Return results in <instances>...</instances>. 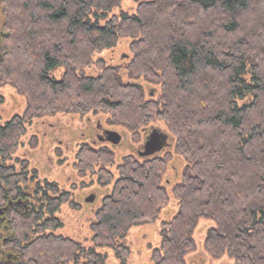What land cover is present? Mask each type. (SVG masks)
<instances>
[{
    "label": "trees",
    "instance_id": "16d2710c",
    "mask_svg": "<svg viewBox=\"0 0 264 264\" xmlns=\"http://www.w3.org/2000/svg\"><path fill=\"white\" fill-rule=\"evenodd\" d=\"M122 1L5 0L0 88H16L26 106L0 126V264H106L102 250L154 222L171 194L179 209L162 222L155 264H188L202 219L214 221L203 244L210 256L264 264V0H144L134 14L111 15ZM121 42L129 55L106 64L101 53ZM89 113L137 142L163 122L187 164L168 184L169 152L117 163L113 148L83 144L76 167L108 189L87 247L58 233L71 194L17 151L26 123Z\"/></svg>",
    "mask_w": 264,
    "mask_h": 264
},
{
    "label": "rangeland",
    "instance_id": "374dc122",
    "mask_svg": "<svg viewBox=\"0 0 264 264\" xmlns=\"http://www.w3.org/2000/svg\"><path fill=\"white\" fill-rule=\"evenodd\" d=\"M142 1L144 0H123L121 6L115 8L110 14L120 15L122 12L134 14L138 3ZM125 54L128 56L129 51L121 42L113 51H105L101 53V56L105 59L106 64L118 65L121 61L120 58ZM62 71L63 69H60V73ZM60 73L57 72L58 75ZM122 76L125 81L128 80L125 72H122ZM145 87L148 94L152 91L154 94L156 93L155 89L157 88L154 85L145 84ZM0 95L4 96V102L0 105V113L3 111L4 115H11L22 113L25 109V97L13 86L0 88ZM98 123H101L103 128L125 132L123 147L113 148L116 152L117 163L121 162L123 155L132 150L137 152L140 142L134 140L133 135L128 131L110 125L107 116L101 113L57 114L35 119L27 127L26 135L20 140V143L22 140L24 141V145H21L17 151L18 155L25 156L30 160L31 166L37 167L42 179L56 181L62 191H68L71 194L72 203H65L58 213L63 223V227L59 228L58 233L81 242L87 247L93 245L91 224L95 220V212L101 204V199L108 189L98 183L95 174L87 172V175H83V172L81 173L76 167V157L80 147L85 143L92 144L94 142L93 147L101 145L97 138V134L100 132L97 129ZM153 127L169 133L163 122H155ZM90 135L91 137H88ZM142 135L143 133L140 135V141H142ZM34 141L37 142L35 146L33 145ZM126 148L128 149L126 150ZM168 152L173 157L170 163L172 165L165 177L169 184L171 180H181L187 163L184 157L181 158L175 153L173 146L166 153ZM91 191L94 194H99V199L92 204L88 203L90 206L86 207L84 196ZM169 191L171 192L170 187ZM178 209L177 199L171 194L168 205L161 210L159 217L154 222L132 228L126 238L122 240L121 243L124 246L119 250L108 248L102 250L107 256L106 264H155L153 253L160 247L162 222L173 218ZM211 226H214L213 220L202 219L200 221L195 233L197 249L187 256L188 264L232 263V259L228 255L214 258L204 249L203 244L208 234V228Z\"/></svg>",
    "mask_w": 264,
    "mask_h": 264
},
{
    "label": "flooded vegetation",
    "instance_id": "af4514ba",
    "mask_svg": "<svg viewBox=\"0 0 264 264\" xmlns=\"http://www.w3.org/2000/svg\"><path fill=\"white\" fill-rule=\"evenodd\" d=\"M4 4H5V0H0V63L3 61V58L5 56V49H4V47H5V42H6L7 38H8V35H9L7 29L5 28ZM2 112L0 113V126H2L4 124H6L7 122H9L13 118L14 115L19 114V113H14V114H11V115H4V114H2ZM29 125L30 124L26 123V128ZM97 129L100 130V132L97 134V138L100 141V144L101 145H99L96 148H99V147H102V146H107V147H112V148L123 147L122 145H123V141H124V138H125V132L124 131L123 132H120V131L117 130L121 134L122 138H121L120 143L113 144L112 142H110L108 140L107 134L105 132L106 130H111V129L103 128L101 123H98ZM154 129H155V127H153V124L144 127L143 128V132H142L143 133V135H142V141H139L140 143H139V147H138L137 152L136 151H133V150H132L133 151L132 152L130 150L131 152H129L128 154H133V155H135L137 157H140V158H151L152 156L155 157V156H158V155H161V156L165 155V153L167 152V150L171 146H173V142H172V139H171V135L169 133H168L169 137H168V139L166 141L165 148L161 152L156 153V154H154L152 156H143V155H141L142 152L144 151V143H145L146 139L148 138L149 134L151 133V131L154 130ZM112 130H114V129H112ZM26 133H27V130H26ZM26 133L24 135H26ZM24 135L22 136V138L24 137ZM88 137H91V135L88 136ZM21 142L22 143H19V145H18V149H19V147L21 145H24V141L22 140ZM85 144H89V143H85ZM94 144L95 143L93 142L92 144H89V145L94 146ZM127 149L128 148H126V150ZM13 156H14L13 154H10L5 159L6 160V166H7V172H6V179L7 180H10L12 178V166H13V162H14V157ZM22 157L24 159L29 160L25 156H22ZM2 158H3V155L1 154L0 155V161L2 160ZM27 172H28V169H25V173H27ZM1 178H3V177H1V175H0V179ZM90 195H95V200L98 201L99 194H97V193L94 194L93 191H91L88 195H85L84 196V201H86V198H88ZM88 203H91L92 204L94 202H88V201H86V204H85L86 207H89L90 206V204H88ZM85 206H84V208H86ZM6 210H7V206H3V205L1 206L0 205V220H5V212H6Z\"/></svg>",
    "mask_w": 264,
    "mask_h": 264
},
{
    "label": "water",
    "instance_id": "95a60500",
    "mask_svg": "<svg viewBox=\"0 0 264 264\" xmlns=\"http://www.w3.org/2000/svg\"><path fill=\"white\" fill-rule=\"evenodd\" d=\"M150 95L153 96L154 92H150ZM107 138L110 142L113 144H118L121 141V134L117 130H106ZM169 135L168 133L155 128L151 131L148 138L146 139L144 143V151L141 155L143 156H152L156 153L161 152L165 148L166 141L168 139ZM95 195H90L88 198H86V201L88 202H94Z\"/></svg>",
    "mask_w": 264,
    "mask_h": 264
}]
</instances>
